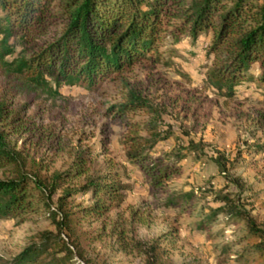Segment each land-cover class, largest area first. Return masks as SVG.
Here are the masks:
<instances>
[{
  "label": "trees",
  "instance_id": "obj_1",
  "mask_svg": "<svg viewBox=\"0 0 264 264\" xmlns=\"http://www.w3.org/2000/svg\"><path fill=\"white\" fill-rule=\"evenodd\" d=\"M170 18H175V35L186 33L196 41L211 33L207 50L211 65L206 75L218 94L233 97L254 80L264 85V0H0V66L20 73L35 86L50 87V78L56 87L63 82L94 86L147 53H155L163 23H170ZM56 22H61L60 27L47 36ZM12 39L26 46L32 43L34 50L14 55ZM9 54H13L11 59L6 58ZM139 107L149 108L153 117L144 126L148 134L128 136L126 157L137 162L154 184H160L180 169L179 161L189 152L204 151L205 142L190 139L165 156H153V148L166 137L158 128L161 114L157 108L134 87L128 89L125 101L112 108L122 116ZM21 117L8 101L0 102V219L23 218L43 208L55 229L34 234L10 264H75L76 257L97 264L86 246L95 235L85 222L101 219L112 224L109 214L125 200L131 184L112 168L95 169L81 184L69 183V178L91 170V147H76L70 165L50 169L45 156L36 157L8 138L4 125L16 126ZM244 152H264V141L249 144L234 158L221 151L213 158L229 184L214 192L220 204L212 207L201 227L220 212L244 222L246 246L238 259L264 264V219L254 212L259 192L246 194L252 185L230 173ZM230 183L234 188H229ZM85 195L92 200L85 203ZM194 196L190 190L171 196L170 201ZM260 199L264 206V197ZM133 245L144 253L145 264H174L158 238H135Z\"/></svg>",
  "mask_w": 264,
  "mask_h": 264
},
{
  "label": "rangeland",
  "instance_id": "obj_2",
  "mask_svg": "<svg viewBox=\"0 0 264 264\" xmlns=\"http://www.w3.org/2000/svg\"><path fill=\"white\" fill-rule=\"evenodd\" d=\"M170 20L163 23L155 53H147L94 86L63 82L56 87L51 78L50 87L35 86L20 73L0 66V102L8 101L9 108L22 116L18 127L6 123L5 131L18 148L45 156L50 169L66 168L76 147L90 146L93 166L89 172L69 178L71 184L83 183L87 174L99 168L116 169L122 181L131 184L125 200L109 214L113 225L101 219L85 222L95 235L86 246L97 264H145L144 253L133 245L135 238L160 239L174 264H259L246 257L238 259L246 246L244 222L229 219L224 212L203 227L201 222L220 204L214 192L229 184L213 158L219 151L234 158L249 144L264 141V85L254 80L233 97L218 94L206 75L211 65L207 57L211 33L196 41L186 33L178 36L173 31L175 18ZM60 25L54 23L47 36ZM12 41L16 42L14 55L34 50L32 43L26 46L19 39ZM130 87L161 114L158 128L166 137L153 148V156H165L190 139L205 142L204 151L189 152L179 161L180 169L160 184H154L137 162L126 157L128 136L148 134L144 126L153 117L145 107L122 116L112 108L125 101ZM230 173L252 185L246 194L259 192L254 212L263 220L264 152H244ZM190 190L195 193L192 199L179 197L171 203V196ZM82 198L85 203L92 200L89 195ZM45 228L55 229V225L43 208L23 218L0 219V264H10L30 238ZM76 259L75 264H86Z\"/></svg>",
  "mask_w": 264,
  "mask_h": 264
}]
</instances>
